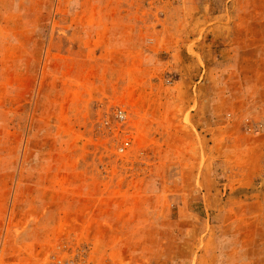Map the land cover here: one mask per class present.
I'll return each instance as SVG.
<instances>
[{
	"label": "rangeland",
	"instance_id": "374dc122",
	"mask_svg": "<svg viewBox=\"0 0 264 264\" xmlns=\"http://www.w3.org/2000/svg\"><path fill=\"white\" fill-rule=\"evenodd\" d=\"M260 14L0 0V264H264V51L227 44Z\"/></svg>",
	"mask_w": 264,
	"mask_h": 264
},
{
	"label": "crops",
	"instance_id": "0c3cea01",
	"mask_svg": "<svg viewBox=\"0 0 264 264\" xmlns=\"http://www.w3.org/2000/svg\"><path fill=\"white\" fill-rule=\"evenodd\" d=\"M234 16V15H233ZM235 19H233L232 22H229L227 27H228V35L230 34H234L235 36H238L242 33L240 32L239 30H234V27L237 23V18L236 16H234ZM255 16H252L251 19H254L253 21H250V20H246V21H243L242 22V31H243V43L244 44H238L237 41L239 40V38H236L233 39V43L230 41L227 42V44H229V48L230 50H233V51H236V52H240L241 50H243L245 53H244V56L246 57L245 59V63H247V58L250 57L252 54V52L256 51L257 48H259L261 51H264V42H262V44L259 46V44H256L253 42V39H254V35H257L259 39H262L264 41V14H260L259 15V19H260V22L257 21L258 18H254ZM230 16L228 15L227 16V19H226V16H224V18H220L219 20H222V23H225L226 20H230ZM232 19V18H231ZM224 21V22H223ZM239 24V27L241 26L240 22H238ZM263 25V28L259 31V30H256L257 29V25ZM233 27V28H230ZM238 27V28H239ZM260 59H262V63H261V67H260V71H257V77L259 76H262V78L264 79V54H260ZM250 59H252V57H250ZM239 66L241 64H238ZM264 260V258H263Z\"/></svg>",
	"mask_w": 264,
	"mask_h": 264
},
{
	"label": "built area",
	"instance_id": "2783aa9c",
	"mask_svg": "<svg viewBox=\"0 0 264 264\" xmlns=\"http://www.w3.org/2000/svg\"><path fill=\"white\" fill-rule=\"evenodd\" d=\"M127 117H128V113L122 107L115 109V111L113 112V118H115V120L118 124H121V125L126 124L128 121ZM106 118L111 119L110 116H107ZM131 144H132L131 137L129 135H127L123 139V141L121 142V144L118 148L119 152L127 151L131 147ZM61 264H76V262L74 260H67V261L61 262Z\"/></svg>",
	"mask_w": 264,
	"mask_h": 264
}]
</instances>
